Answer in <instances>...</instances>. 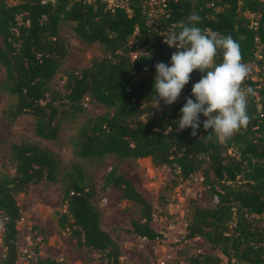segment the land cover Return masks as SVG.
<instances>
[{
	"label": "trees",
	"instance_id": "obj_1",
	"mask_svg": "<svg viewBox=\"0 0 264 264\" xmlns=\"http://www.w3.org/2000/svg\"><path fill=\"white\" fill-rule=\"evenodd\" d=\"M113 1L118 6L108 8L109 0H18L12 4L0 0V67L4 71L0 93L14 99L6 119L12 123L28 115L33 118L35 136L52 142L63 121L84 117L75 140L80 159L149 158L154 167L169 168L181 181L199 174L208 197L216 202L205 208L191 201L184 239H201L227 259L225 264H264V0H166L156 28L149 24L152 13L145 0ZM190 14L199 15L196 26L231 36L240 46L242 62L249 70H258L244 81L254 92L247 103L250 123L226 140L214 133L208 138L203 115L195 137L191 128L178 129L181 108L188 98L195 101L191 79L175 104L160 101L158 115L142 119L155 103V65L171 66L177 51L164 43L167 30L177 22L188 23ZM65 25L81 44L99 45L102 54L86 69L67 71L63 85L55 88L54 78L69 48L60 36ZM222 61L219 53L216 62ZM195 73L201 79L203 74ZM85 98L102 106L104 114L88 116ZM10 152L15 174H0L4 249L0 264H17L19 258L21 213L16 196L42 181L56 182L59 174L55 156L37 144H15ZM63 179L65 212L57 213L59 230L69 233L79 248L100 256L104 264H118L120 246L102 230L101 214L92 204L95 187L83 183L78 167ZM109 187L118 189L121 199L139 211L142 222L133 223L129 235L148 241L161 238L151 227V205L116 168L104 176L100 190ZM31 264L63 263L37 257ZM186 264H221V259L197 254L189 256Z\"/></svg>",
	"mask_w": 264,
	"mask_h": 264
},
{
	"label": "rangeland",
	"instance_id": "obj_2",
	"mask_svg": "<svg viewBox=\"0 0 264 264\" xmlns=\"http://www.w3.org/2000/svg\"><path fill=\"white\" fill-rule=\"evenodd\" d=\"M115 4L109 0L110 5ZM121 4V3H119ZM70 25V24H69ZM69 25L60 30V36L68 43V54L59 73L55 76L53 87L63 85L67 71H80L90 66L93 59H100L101 47L97 44L85 46L73 35ZM177 50V49H176ZM175 51H173L174 53ZM254 69V68H253ZM257 73L258 70H249ZM4 71L0 67V82ZM195 84L200 80L195 72L191 75ZM259 87V86H258ZM88 116L104 114L102 106L83 100ZM14 99L0 93V174L13 176L10 147L20 143L37 144L51 152L59 163V174L56 182L42 181L31 186L25 193L16 196L21 213L17 223L18 255L17 264H31L33 258H51L63 264H104L100 256L84 248H79L76 241L67 232L57 226V213L65 212L62 204V193L66 187L63 176L80 168L84 180L97 191L92 204L101 214V228L114 239L121 249L118 264H186L191 255L213 254L225 264L227 259L219 252H212L201 239H184L186 217L191 201L200 207H213L216 199H210L203 187L199 174L181 181L167 167H154L149 158L135 161L121 160L111 156L101 160H84L75 154V140L84 117L76 121H63L55 141H44L34 134L33 118L25 115L10 123L5 113ZM151 113L142 119L149 121L158 115L161 107L153 103ZM116 168L118 173L132 182L136 190L146 199L153 210L152 229L161 235L160 240L144 241L129 235L133 223L142 222L137 207L121 199L120 191L109 187L102 192L104 176ZM177 181V185H173ZM264 221V217H263ZM2 224L0 222V258L4 255L2 247ZM31 254L30 258L27 254Z\"/></svg>",
	"mask_w": 264,
	"mask_h": 264
},
{
	"label": "clouds",
	"instance_id": "obj_3",
	"mask_svg": "<svg viewBox=\"0 0 264 264\" xmlns=\"http://www.w3.org/2000/svg\"><path fill=\"white\" fill-rule=\"evenodd\" d=\"M199 23V15L190 14L188 23L177 22L167 30L164 43L177 51L171 56V66L164 62L155 65L154 99L157 105L160 101L167 106L175 104L193 72L199 71L203 75L192 88L195 101L188 98L181 108L178 129L191 128L195 137L203 115L208 138L214 133L226 140L250 123L247 103L254 92L244 86L249 67L242 62L240 46L231 36L202 29L196 26ZM219 53L223 55L221 63L216 62Z\"/></svg>",
	"mask_w": 264,
	"mask_h": 264
},
{
	"label": "built area",
	"instance_id": "obj_4",
	"mask_svg": "<svg viewBox=\"0 0 264 264\" xmlns=\"http://www.w3.org/2000/svg\"><path fill=\"white\" fill-rule=\"evenodd\" d=\"M17 1L18 0H8V2L11 3V4L14 3V2H17ZM145 2L147 3V6L149 7V11L152 13V17H151V20L149 21V24L150 25L153 24L152 27L153 28H156V27L159 26V23L157 22L158 17L165 12V9H166V0H145ZM116 6H118V3H115V4L113 3L112 5L109 6V8H114ZM249 75L251 76L252 75V72H249ZM252 79H254V78H252ZM161 238H157L156 240H160ZM140 239H142L144 241H147V239H145V238H140ZM27 255L30 258H32L30 253L27 254ZM33 259L36 260L35 258H33Z\"/></svg>",
	"mask_w": 264,
	"mask_h": 264
}]
</instances>
